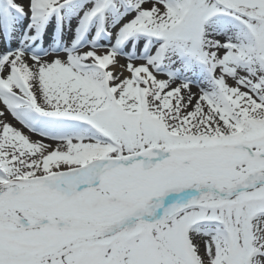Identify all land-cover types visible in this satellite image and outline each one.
<instances>
[{"label": "snow or ice", "instance_id": "snow-or-ice-1", "mask_svg": "<svg viewBox=\"0 0 264 264\" xmlns=\"http://www.w3.org/2000/svg\"><path fill=\"white\" fill-rule=\"evenodd\" d=\"M0 105V264H264V0H0Z\"/></svg>", "mask_w": 264, "mask_h": 264}, {"label": "bare ground", "instance_id": "bare-ground-1", "mask_svg": "<svg viewBox=\"0 0 264 264\" xmlns=\"http://www.w3.org/2000/svg\"><path fill=\"white\" fill-rule=\"evenodd\" d=\"M124 61H122L123 63ZM0 107H3L2 105H0ZM8 120L9 122H11L12 124H14L16 127H21V125H19V123L17 121H15L14 118H12L10 115L8 116Z\"/></svg>", "mask_w": 264, "mask_h": 264}]
</instances>
